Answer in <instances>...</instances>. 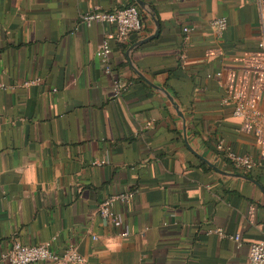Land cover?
Instances as JSON below:
<instances>
[{
    "label": "crops",
    "instance_id": "obj_1",
    "mask_svg": "<svg viewBox=\"0 0 264 264\" xmlns=\"http://www.w3.org/2000/svg\"><path fill=\"white\" fill-rule=\"evenodd\" d=\"M141 1L0 0V255L55 239L84 264H245L263 238L261 146L209 78L257 50L255 0ZM131 3L144 30L111 42L109 76L96 53L115 28L80 18ZM117 75L132 84L120 98ZM221 140L262 166L236 170ZM132 189L106 223L100 203Z\"/></svg>",
    "mask_w": 264,
    "mask_h": 264
},
{
    "label": "built area",
    "instance_id": "obj_2",
    "mask_svg": "<svg viewBox=\"0 0 264 264\" xmlns=\"http://www.w3.org/2000/svg\"><path fill=\"white\" fill-rule=\"evenodd\" d=\"M257 19L259 26V41L257 50L243 57L242 69L222 72L215 76L225 94L222 98L223 105H230L233 108V117L241 122L246 132L252 133L261 146L264 159V111L260 106V100L264 96V0H255ZM81 23L86 26L109 25L115 28V32L102 42L96 56L105 67L107 75H113L112 67V41L123 42L132 34L141 33L144 30L143 17L136 5H130L115 9L112 12L95 9L81 15ZM209 27L216 38L220 39L228 29V21L225 18L213 19ZM189 29L184 28V33ZM114 96L122 97L131 87L130 82L122 80L118 75L114 79ZM56 91V90H55ZM217 150L222 154L224 160L229 162L236 170L242 172H254L262 164L253 156L239 154L232 150L228 144L221 140ZM139 191L132 189L124 193L116 194L105 198L99 205L100 217L110 224H119L120 215L116 207L119 204L129 205L138 196ZM222 238L241 241L240 236H230L223 230H216ZM123 236H126L124 234ZM53 239L37 246H29L21 242L15 243L11 249L0 255V264H84L83 258L74 246L65 248L62 252L53 250ZM245 264H264V227L263 238L250 246L248 260Z\"/></svg>",
    "mask_w": 264,
    "mask_h": 264
},
{
    "label": "water",
    "instance_id": "obj_3",
    "mask_svg": "<svg viewBox=\"0 0 264 264\" xmlns=\"http://www.w3.org/2000/svg\"><path fill=\"white\" fill-rule=\"evenodd\" d=\"M138 5H140V6H144L145 5V3L144 2H142L141 0H134ZM158 35V31L156 32V34L154 35V36H151L150 38H148V39H145V40H142V41H140L137 45H140V44H143V43H145V42H147L148 40H150V39H152L153 37H156ZM215 170H217V168H215V167H213ZM221 174H224V175H227L226 173H223V172H221V171H219ZM259 188H261L263 191H264V189L262 188V186L260 185V184H258L257 182H254Z\"/></svg>",
    "mask_w": 264,
    "mask_h": 264
},
{
    "label": "trees",
    "instance_id": "obj_4",
    "mask_svg": "<svg viewBox=\"0 0 264 264\" xmlns=\"http://www.w3.org/2000/svg\"><path fill=\"white\" fill-rule=\"evenodd\" d=\"M130 5H135V4H133V3H131V4H129V5H127V6H130ZM143 23H144V18H143ZM136 34V33H135ZM113 68H114V66H113ZM114 71V70H113ZM244 173V172H243ZM246 173V172H245ZM246 176H248V177H252V174H247Z\"/></svg>",
    "mask_w": 264,
    "mask_h": 264
}]
</instances>
